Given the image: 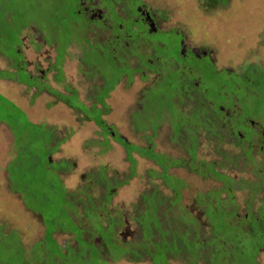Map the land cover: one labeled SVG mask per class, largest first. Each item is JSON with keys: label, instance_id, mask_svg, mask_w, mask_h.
Instances as JSON below:
<instances>
[{"label": "rangeland", "instance_id": "obj_1", "mask_svg": "<svg viewBox=\"0 0 264 264\" xmlns=\"http://www.w3.org/2000/svg\"><path fill=\"white\" fill-rule=\"evenodd\" d=\"M55 1L0 0V70L5 73L8 71L13 75V77L8 75L5 77H9L7 82L0 81V120L3 121V124H0V264H22L21 252L25 254L27 261L36 263L37 257L34 255L37 251L34 250L31 254L33 247L40 244L39 249H43V245H46L43 240L44 229L41 219L28 211L25 205L31 207L33 211L45 212V214L42 213L46 216L43 221L48 230L53 229V220L57 219L59 227L74 232L76 236L81 237L83 232L82 240L86 241V234L90 232L86 230H89L91 226L99 231L96 225L98 223L92 222L96 215L101 216V223L110 214L118 215L114 216L119 220L116 223L118 228L114 233L117 242L132 241L138 230L134 212L143 210L142 204L138 203L140 194L153 187L165 195L170 194L168 186L171 182L160 176L161 168L156 162L161 161L160 155L172 162L168 170L169 176L174 177L172 181L179 179L185 182L186 188L181 189L182 203L193 218L203 223V227H206L204 223L206 220L201 210L199 211L196 207L199 193L205 197L211 194L212 199L218 198L220 201H225V209L230 210V197L228 198L226 192L221 190L223 184L220 179L196 174L189 170L186 161L191 159L194 143L192 142L193 146H190L189 153L184 143L181 144V140L174 139L173 130L175 127L177 130L179 124L182 129L187 122L186 115L192 114L189 106L196 100H202L204 95L212 101L211 97L217 101H223L226 97L219 93L220 86L223 84L230 88L236 85L233 91L241 100L244 95L240 93L242 89L236 82L242 84L236 75H243V72L249 70L250 65H253L255 69H261L264 73V0H226L224 5H216L215 9L209 11L204 10L200 0H162L169 17L167 28L173 31L178 30L185 35L187 40L184 45L194 54L198 55L204 51L211 54L215 66L206 58L199 59L193 56L191 60H187L185 70L182 66L179 70L176 66L181 65L182 62L176 57V53L172 55L173 59L165 55L163 62L154 61L157 62L156 67L162 68L163 72H159L161 75L156 77L155 72H152L150 79H154L148 85L149 89L146 92L142 89H147L148 86L139 82L138 77L135 78L133 86L128 87L127 90L119 86L115 87L119 79L123 77L122 73L119 76L113 75L106 78L103 86L96 93L92 92L89 90L90 82L87 80L99 76L95 65L99 63L96 61L98 53L89 49L82 55L78 48L73 49L72 47L75 46H71L75 54L74 60H69L71 62H68L65 68L68 78L72 79L73 86L78 90L79 99L91 104L92 100H88L89 95L95 94V99L110 95L109 100L106 101L109 111L101 115L107 125L112 128H107L108 132L103 126L96 127L92 121L84 120L85 116L88 119L95 118L99 111L97 112L95 108L92 112L86 106L80 105L76 102L73 92L69 98H65L74 107L69 109L63 101H57L53 93L33 90L34 87L37 89L36 85L42 86L45 81L53 89L55 86L51 67L53 43L61 59L68 40V31H65L67 14L56 10ZM167 1L168 4H166ZM136 33V29H133L130 34L136 36ZM168 34L169 36L165 35L160 39L168 46L169 42L174 44L175 41L174 46L172 45L173 52H179V35L173 32ZM20 38L24 39V45L21 44ZM70 39L75 40V44L80 45L82 42L79 34L70 36ZM32 41L35 43L33 44ZM144 41L140 37L134 39L137 43ZM18 49L31 65L39 60L41 69L50 68L49 71L52 72L45 71L49 77L48 80L41 82L32 79L30 74L15 71L14 67L9 65L8 60L17 62L19 55L22 59ZM94 50L98 51L97 44ZM72 52H68L66 58L73 54ZM170 52L167 51L168 54ZM79 54L89 63L90 77H84L78 68ZM105 66H108L106 62L103 67ZM215 69L217 73L214 72ZM102 73L110 75L108 72ZM191 73L192 75L187 77H194L193 84L196 82L201 84L195 91L197 93L189 97L181 93L183 87L187 88L181 84V76ZM262 83L263 80L258 84ZM90 84L94 85L92 81ZM58 89L66 93L65 87L59 86ZM223 91L233 92L229 88ZM108 92L110 94H107ZM56 95L59 97L58 94ZM225 102L227 101L224 100L226 106L230 103ZM240 102L242 105L236 102L238 106L236 112H240L242 108L253 116H261L257 115L256 102H253L250 97ZM77 107H80L82 112L75 109ZM174 116L180 119L178 124L177 117L174 119ZM208 116L210 121L214 120L216 133L223 135L225 140L224 134L227 129L224 124L228 121L225 120L223 123L220 117L213 118L210 114ZM220 116L222 117V114ZM57 127L63 132L56 131ZM154 131H156L155 134H153ZM120 136L135 146L153 148L154 152L152 159L143 157L137 152L132 153V157L136 160L135 175L131 176L124 185L119 183L130 175L132 165L127 159L126 149L119 141ZM147 137L151 139L150 144ZM59 138L66 141H57ZM218 139L219 137L216 136L209 137L207 130L201 127L197 131L198 145L195 151V162L213 163L222 173L236 179L235 186L240 189H235L233 184L231 189L234 193L235 210L239 214L235 222L239 223L241 218L249 214L246 210L248 206L253 210L258 208L260 201L257 198L264 195V191L252 185L256 181L255 177L237 161L238 148L229 140L221 144ZM43 140L48 141L51 146L54 143V148L63 145L60 150L51 151L47 157L42 149L44 148ZM177 161H183V165H175ZM248 181L250 182L247 183ZM45 182H50L53 188H48ZM62 185L74 196L81 197L83 192L89 194L92 200L99 202L98 206L102 208L94 207L95 213L92 215L89 209L85 210L83 206L78 211L79 217H74V222L80 227L71 226L64 218L58 217V209L61 211L62 206L66 208L72 206L66 196L58 190ZM253 195H256V198H252ZM71 201L74 205L77 204L76 200L71 199ZM83 203H87V198L83 199ZM252 212L250 211L251 216H253ZM206 213L210 220L212 216H216V213H211L210 208ZM217 213L218 217H222L219 211ZM248 224V222L243 223L244 232L251 229ZM15 231L18 232L21 241L19 242L16 237L12 238V247L18 253L7 255L5 249L6 247L11 249V246L5 239L8 235L15 234ZM254 231L257 230L253 226L252 232ZM104 232L101 233L105 235L107 249H112L115 240H113L111 228L108 227ZM252 232L249 235L253 240L249 237V243L251 247L256 244L259 246L258 239H255V234L252 235ZM90 233L93 235V232ZM73 234L55 233L53 236L62 245L70 241L73 244L72 247H76L77 242ZM227 234L231 236L232 229L228 230ZM99 238L101 236L97 234L92 239V243L101 246L102 242ZM86 241L80 244V249L88 246ZM49 248L53 249L52 246ZM112 252L115 254L116 250ZM252 253L254 251H251ZM103 258L111 263L107 256L104 255ZM115 264H151V262L147 260L129 262L126 258H121L115 261ZM170 264L187 263L171 260ZM258 264H264V252L258 257Z\"/></svg>", "mask_w": 264, "mask_h": 264}, {"label": "trees", "instance_id": "obj_2", "mask_svg": "<svg viewBox=\"0 0 264 264\" xmlns=\"http://www.w3.org/2000/svg\"><path fill=\"white\" fill-rule=\"evenodd\" d=\"M200 1L205 11H209L211 9L213 10L215 9L216 5H224L226 2V0ZM257 70L259 69H255L253 65H250L249 70L247 72H243V75H236L237 78L241 80L240 83L242 84L240 85L238 81L236 82V84L239 85V87H241L242 89H240V93L244 95L241 100L245 98L247 99L245 93L246 91H248L252 98L256 100V103L258 102L259 99L257 96L260 94V91H262V86L264 87V73L260 69L258 72L260 74L259 75L257 73ZM6 72L7 73L0 70V78H3V73H5L4 77H6L7 75L9 77H13L10 72ZM191 75L192 73L190 75L188 74L186 76H181V84L187 86L186 89L184 87L181 89V93H185L189 97H192L193 94L197 93L195 91L200 87V85L197 86L193 84L194 77H187ZM93 79L95 78H90V80ZM261 79L263 80V83L259 85L258 83L262 81ZM230 85L232 86V83H230ZM235 87L236 85L230 88L226 84L220 86L219 93L224 94L222 96L227 95L230 97V103L228 106L224 105L223 101H217L214 97H211L213 98L212 101L210 100V98H207V96L204 95V98L202 100H196V102L191 103V105L189 106L192 114L186 115L187 118L185 120H187V122L184 125L182 124V129L181 124H179L177 130L176 127L174 130L172 129L175 135L174 139L178 138V140H181V144L184 143L188 152L190 146H193L192 142L194 143L193 153H191V159L190 161H186V164H188L189 166V170L196 174H203L215 179H220L223 184V188H221V190L226 192L228 198L232 194L230 192L231 184H233V187L235 189H240L239 187L235 186L236 182L234 178H232L231 176H227L228 174L222 173L220 169L216 168L213 163H205L203 161L200 163H196L195 151L198 145L197 131L201 127H203V129L207 130V134L209 135V137H219L218 140L221 144L226 143V141L229 140L231 144H234L235 147L238 148V152L242 153V143L238 141L240 140V138L238 135L236 136V131L242 129L241 125L243 115H241L242 117H239L237 116L238 114L236 112L233 115L226 116L224 115L225 113H223V117H221L218 110L219 105L230 107L236 105V102L237 104L241 103L239 96L235 93V91H233ZM225 88H229L233 92L223 91ZM47 90L50 91V88L47 87ZM73 93L75 94L76 102L78 101L80 105L86 106L92 112H94L93 109L95 108L97 109V112L99 111L98 116L93 119H88V117L85 116V121H92L97 127L103 126L106 132H108L107 128L112 129L107 125V122L101 116L104 113L107 114L109 111L108 105L103 104V98L106 95H104V97H100V99H95V94L93 96L88 94V100L91 99L92 103L87 104L79 99L77 93ZM232 94H235V96H232ZM59 97L67 105H70L72 108H74L71 105L70 101L68 99H65L67 98V96L64 97L59 94ZM98 103L101 104V108H97L96 105ZM75 109L82 112L80 107H77ZM208 114H210L213 118L220 117L223 120V123L225 122V120L228 121V123L225 122L224 124L227 129L226 133L224 134V136L226 137L225 140H223V135H219L218 133H216L214 129V120L210 121L208 119ZM244 115L246 114L244 113ZM176 117L177 116H174V119ZM179 120L180 119H178L177 117V124ZM1 121L2 120H0V122ZM155 132L156 131H154L153 134H155ZM185 137L187 139H185ZM146 139H148L147 141L150 144L151 139L149 137H147ZM119 141H121L124 148L126 149L127 159L130 160V163L132 165L130 175L127 177V179L119 183L121 185H124L127 183L128 179H130L131 176L135 175L134 166L136 160L132 157V153L137 152L143 157L152 159L154 152L153 148H142L139 146H135L131 143H128L124 138H121ZM160 158L161 161L156 162H158V165L161 168L160 176L171 182V184H169L168 186L170 189V194L165 195L154 187L140 194L138 203L142 204L143 210L141 209L140 211L134 212V217L137 220L138 230H136V236L133 237L132 241L130 240L126 243L117 242L118 240H116V236L114 235V233L115 229L118 228L116 223H118L119 220L114 216L118 215L110 214L109 217L106 218L102 223L101 216L96 215V219H92V222L95 221L98 223L96 225L98 226L99 231L97 229H93L91 226V228L86 231L93 232V235L88 232L86 234V241L82 240L83 232L81 237L76 236L75 234H73L74 232L59 227V221H57V219L53 220V229L51 228L50 230H48V227L44 224L43 221V218H46V216L43 215L45 214V212L43 210H39L38 212L33 211V209L31 210V207L25 205L28 211L32 212L34 216L41 219L44 229L43 240H45L46 245H43V249H39L40 244H38L36 247H33L31 254L34 252V250H36L37 254H35L34 256L39 258H35L36 263L27 261V257L21 252L22 256L20 257L22 258V264H90V262H92V264H115V261L121 258H126L129 262H141L142 260H147L151 262V264H170L171 260H178L187 264H253V262L255 261L254 257L256 256V251L259 247L257 246V244L251 247L249 243V234H251V232L253 231L252 225L248 226H251V229L249 228V231L246 232H244L243 228L240 229L237 226L232 227V222L229 220L232 214V207L229 208L230 210L225 209V201H220L218 198L212 199L211 194L205 197V195H200L199 193L196 199V207L198 210H201V214L206 220L204 222L206 227H203V223L193 218L190 215V212L185 208L186 206L182 203L183 194L181 189L186 188L185 182L179 179L173 182L172 180L174 179V177L169 176L168 174V170L172 166V162H170L165 156L160 155ZM174 164L180 166V164L183 165V161H177ZM44 184H47L48 188H53V185L50 184V182H45ZM58 190L59 192H62L72 204V206L69 208L62 206L61 211L60 209H58V217L64 218L65 221H67L68 224L73 227H76V225L79 226V224H76L74 222V217H79L78 211L83 206H85V210L89 209V213L92 215H94L95 213L94 207L97 209L102 208L98 206L99 202H95V200H92V196H90L89 194H84L85 192L81 194V197H83V199L87 198V203L84 204L83 199L80 196L72 195L65 190L63 185L61 188H58ZM71 199L76 200L77 204L74 205ZM208 208L211 209V213H216V216H212L211 220L206 213ZM217 211L220 212L222 217H218ZM89 222L91 223L90 219ZM239 223L240 227H242L243 218H241ZM108 227L111 228L113 240H115L113 244L114 247L112 249L109 248L110 250L107 249L108 243L104 238L105 235L103 236L101 233L104 232V230ZM231 229L232 234L230 236L229 234H227V231ZM67 232L73 234L74 240L77 242L76 247H72L73 244H71L70 241H67L64 245H62L53 236L55 233L66 234ZM97 234L101 236V238H99L102 242L101 246L92 243V239H94ZM253 234H255V239H258L259 233L257 231H254L252 232V235ZM15 237L18 238L19 242L21 241L17 231H15V234L8 235V237H6L5 239V241H8L11 246V249L8 247H6L5 249V253L7 255H10L14 252L18 253V251L16 249H13L12 247V238ZM251 240L253 239L251 238ZM85 241L87 242L88 246L84 249H80V244L85 243ZM47 245L48 247L52 246L53 249H48ZM114 249L116 250L115 254L112 252V250ZM251 251H254V253L251 254ZM104 255L107 256L109 260H111V263L103 258ZM23 261L25 263H23Z\"/></svg>", "mask_w": 264, "mask_h": 264}, {"label": "flooded vegetation", "instance_id": "obj_3", "mask_svg": "<svg viewBox=\"0 0 264 264\" xmlns=\"http://www.w3.org/2000/svg\"><path fill=\"white\" fill-rule=\"evenodd\" d=\"M55 4L56 10L67 14V27L65 31H68V40L63 49L64 53L62 54L61 59H59L58 53L56 52V45L53 43V65L51 66L53 68V81L55 82L53 89L47 81L43 82L44 80H48L49 77L45 71H49L50 68L45 67L44 69H41V62L39 60H36V62L31 65L27 58L20 53L21 46L20 49H18V54H21L22 59H20L19 55L16 59L17 62L8 61L10 63L9 65L14 67L15 71H23L27 75L30 74L32 79L43 82L42 86L36 85L37 89H35V87L33 88L35 92H53V97L59 102L63 100H59L60 97L56 94L66 95L67 98H69L72 95V92L78 93V90L73 86L72 79L68 78L65 68L68 62L74 60L73 56L75 54L72 52L70 48L71 46H75L72 47L73 49L78 48L82 55L89 49L98 53L96 61H99V63L95 65L99 76L94 77L95 79L93 80H90V78L87 80L90 83L91 81L93 82V86L89 83V90L94 93L103 86L106 78L113 75L119 76L121 73L123 77L119 79L115 87L119 86L123 90H127L128 87L131 88L133 86L135 78L137 77L139 82L145 83L146 86H148L154 79H150L152 72H155V77L161 75L159 72H163V70H161L162 68L156 67V63L158 61L163 62L165 55H168L169 58L173 59L172 55L176 53V57L182 62L181 65L176 64L177 69H179L180 66L184 69L187 60H191L193 56L199 59L206 58L214 64L213 59L210 56L211 54H208L205 51L198 55L194 54L189 47L184 45L187 40L185 35L178 30L173 31L167 28L166 24L169 17L162 0H60V2L56 0ZM166 4H168V1ZM133 29H136L137 31L136 36L130 34ZM169 32H173L177 36L179 35V52H173L174 48L172 45L174 46L175 41L174 44L169 42L168 46L163 40H161L165 35L169 36ZM74 34H79V37L82 39L80 45L77 43L75 44V40L70 39V36H73ZM138 37L145 41L142 43L134 42V39H137ZM20 42L22 45L25 44L24 39L22 38H20ZM32 43L34 44L35 42L32 41ZM95 44H97L98 51L94 50ZM152 48H154V50ZM168 50L169 52L171 50L170 54L167 53ZM68 52H72L73 54L66 58ZM77 57L80 62L78 68L82 71V75L84 77L89 76V63H87L83 59L84 57H81L80 54ZM11 60L15 61V59ZM155 60L157 61L156 63L154 62ZM104 62H106L109 67H103ZM122 66L124 69H120ZM103 71L105 73L108 72L110 75H104V73H102ZM215 71L217 70L215 69ZM0 81L7 82L8 79L4 77L0 79ZM195 84L197 86L200 85L197 82ZM59 86L65 87L66 93H60L58 89ZM31 87H33V85H31ZM47 87L50 88V91L47 90ZM262 88V91H260V94L257 96L259 100L255 105L257 108L255 111L258 112L257 115L260 114L262 117L253 116L247 110L244 111L241 108L240 112H237V116L240 117L243 115V117L241 116L243 118L241 125L242 129H240L241 132L240 130L236 131V136H239L240 140L238 141L242 143V153H237V161L243 164V168L247 169L248 172L250 171L255 177L254 179L256 181L254 180L255 182L251 184L255 186V188L264 191V87L262 86ZM148 89L149 86L147 89L142 90L146 92ZM110 92H108V94H110ZM245 94L247 97H250L253 102H256L248 91H246ZM224 97H226L224 100L227 101L225 103H228L230 97L227 95ZM109 98L110 95L106 98L104 97L103 104H106V101H108ZM98 99H100V97H98ZM65 105L67 108L73 109L70 105H67L66 103ZM96 106L97 108H101V104L99 103ZM237 107L238 106L236 105L230 107L219 105V114L223 115V113H225L224 115L226 116L233 115L236 113ZM244 113L246 115H244ZM234 180L236 179L234 178ZM249 182L250 181L247 183ZM230 192L232 193L230 196L232 203V214L230 217L232 222L231 226H237L240 229H244L243 224L242 227H240V223L235 222L238 220L239 214L235 210L236 207L233 190L230 189ZM252 198H256V195H253ZM257 199L260 201L258 208L253 210V208L248 206L246 210L249 211V214H246L243 218V223L248 222V226H254L259 233V248L256 251L253 264H258V257L264 252V195L259 196ZM250 211H253V216H251Z\"/></svg>", "mask_w": 264, "mask_h": 264}, {"label": "crops", "instance_id": "obj_4", "mask_svg": "<svg viewBox=\"0 0 264 264\" xmlns=\"http://www.w3.org/2000/svg\"><path fill=\"white\" fill-rule=\"evenodd\" d=\"M0 124H3V121H1L0 122ZM59 132H63V131H59ZM62 141V142H65L66 141V139L65 140H63L62 138H59V139H57V141ZM42 144H44L43 146H44V148L42 147V149H43V151H45L46 152V154H47V156L49 157V155L51 154V151H53V152H55V151H57V150H60L61 149V146L63 145H60L59 147H53V145H54V143L52 144V146H51V144L48 142V141H45V140H43L42 141ZM49 163V162H48Z\"/></svg>", "mask_w": 264, "mask_h": 264}, {"label": "clouds", "instance_id": "obj_5", "mask_svg": "<svg viewBox=\"0 0 264 264\" xmlns=\"http://www.w3.org/2000/svg\"><path fill=\"white\" fill-rule=\"evenodd\" d=\"M60 92V91H59ZM53 93V92H52ZM61 93V92H60ZM62 95V94H61ZM62 96H64V97H66V95H62ZM59 100H62V99H60L59 98ZM83 102V101H82ZM62 105V104H61ZM67 108V107H66ZM85 120V119H84ZM87 121V120H86ZM94 124V123H93ZM95 125V124H94ZM96 126V125H95ZM97 127V126H96ZM56 131H59V128L57 127L56 128ZM61 131H63V130H61ZM54 133H56V132H54ZM48 157V156H47ZM49 164V163H48ZM48 167V166H47Z\"/></svg>", "mask_w": 264, "mask_h": 264}]
</instances>
